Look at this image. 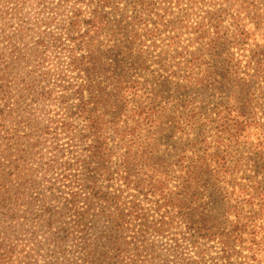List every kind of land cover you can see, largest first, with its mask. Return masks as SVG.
Wrapping results in <instances>:
<instances>
[{
  "label": "trees",
  "instance_id": "trees-1",
  "mask_svg": "<svg viewBox=\"0 0 264 264\" xmlns=\"http://www.w3.org/2000/svg\"><path fill=\"white\" fill-rule=\"evenodd\" d=\"M7 2L17 3L20 11L26 4L41 7V0ZM58 9L60 15L64 9L69 11L63 43L59 37L50 47L39 33L33 44L39 51L27 50L35 27L21 24L10 31L12 27L2 25L0 45L7 56L0 52V66L7 59L16 71L23 69L17 85L24 96L10 95L6 80L9 68L3 67L0 182L6 185H0V210L9 226L0 228L1 236L19 235L21 229L13 226L19 219L18 204L23 189L33 183L32 174L18 185L10 178L23 170L20 163L40 153L45 142L51 141L56 155L65 152L73 160L62 164L51 160L44 168L46 179L54 166L63 168L53 180L62 188H71L67 195L53 183L48 188L51 198L60 201L57 211L42 202L39 217H48L39 219L44 221V234L52 235L42 245L55 248L58 255L46 264H74L63 248L75 235L80 237L84 264H136L135 258L145 252L131 250L132 242L126 240L132 220L140 221L132 228L138 227L142 244L147 235L153 237L152 250L155 239H164L166 252L174 253L179 247L174 232L182 228L181 238L189 241L197 256L183 259L185 264L204 262L206 249L199 247L209 244L216 248L209 264H264V192L254 177L236 182L239 171L228 166L227 147L239 148L254 138L256 158L264 156V0H63ZM54 20L44 19L40 25L49 28ZM246 20L252 29L247 28ZM169 28L178 35L169 39L168 50L161 57L166 62L160 68L166 70L168 63H176L183 72V85L177 91L197 90L205 98L200 99V108H194V99L185 101L180 106L182 113L170 119L167 137L179 131L195 136L176 150L170 161L160 156L167 117L163 110H157L156 96L146 95L148 80L136 79L149 73L148 50ZM181 35L189 38L185 47L180 46ZM193 46L196 48L189 51ZM52 48L56 60L64 57L71 81L55 83L65 92L58 99L66 114L58 118L49 116L48 111L43 114L48 124L43 125L38 117L26 118L31 115L22 114V107L27 100L40 108L58 100L54 91L44 87V83L50 84L51 71L44 66ZM67 76L61 72L62 78ZM216 80L217 87H211L215 85L210 82ZM213 88L215 100L207 94V89ZM209 127L214 133L210 141L205 136ZM26 128L33 133L18 134ZM62 141L65 143L60 145ZM110 144L117 145L114 149L120 152L115 164ZM259 165L254 175L264 171V165ZM67 172L78 173L80 178ZM36 184L43 186L42 182ZM57 193L63 197L56 198ZM136 197L151 205L148 212L142 213ZM245 209H249L247 214ZM65 219L69 224L54 232ZM31 236L35 239L37 234ZM137 236L132 237L133 243ZM11 254L12 248L1 238L0 264H10Z\"/></svg>",
  "mask_w": 264,
  "mask_h": 264
},
{
  "label": "rangeland",
  "instance_id": "rangeland-1",
  "mask_svg": "<svg viewBox=\"0 0 264 264\" xmlns=\"http://www.w3.org/2000/svg\"><path fill=\"white\" fill-rule=\"evenodd\" d=\"M8 0H0V38H1V32L3 31L2 25H9L10 28L9 30L13 29H19V26L22 24L24 28H30V27H35V31L32 33V35L29 34L28 39L29 40V48L27 50H32L36 49L39 51L40 49L33 44L35 43L37 36H39V33H42L43 36H45V40L47 44L52 47L54 44V40L57 38L61 37V43H63V27L66 22V16L68 14V10L64 9L63 15L58 14L60 11L58 9V5H61V1L63 0H41V7H27V4L22 8V11L18 9L16 6L17 3H8ZM256 1V0H253ZM40 2V0H38ZM57 9L54 11V9ZM4 12L3 15H1V12ZM176 12V10H174ZM158 13H161L159 11ZM60 15V16H56ZM175 16L171 17L174 18ZM117 18V16H116ZM44 19H55L54 22L51 24L49 28L44 27L45 25L41 26V22ZM169 20V21H170ZM39 21V22H38ZM245 24L247 28L252 29V25L248 20L245 21ZM38 25V26H35ZM41 26V27H40ZM40 27V28H39ZM45 29V32L44 30ZM168 32L162 34L158 40L155 41L156 46L153 47L152 49H149L148 54V59L146 61V66H148L149 73H141L136 77V79L140 81L148 80L149 86L147 87V91L145 92L147 96H156V101L157 104L159 105L157 107V110H163L165 116L167 117L166 119V133L163 134V142L161 146V153L160 156H162L165 160L170 161L169 157L174 156L176 150H180V148L187 144L190 140H193L195 136L193 134L187 135L186 131L184 132H177L171 137H167L169 135L168 129L171 126L172 119L174 116H179L183 109L180 108V106L185 102L189 101L190 99H194V108L202 107L200 103V99H205L204 96H200L202 93H199V91H177V88L179 85H183L182 77H183V72L175 65L176 63L170 62L167 64V69L163 70L160 68L162 65L165 64L166 61H161L162 54L168 50L166 47L169 43V39L172 38L173 36L178 35L177 31H174L172 28L167 29ZM181 47H185L188 45V36L186 35H181ZM149 45V43H146ZM196 48V46L190 47L189 51H193ZM54 48H52L48 53L49 59L48 65L44 66L45 69H49L51 71L50 73V84L47 85L44 83L45 90H52L54 91V96L55 98H61L65 92H62V90L59 87V85H55V83H65L69 80L70 73L67 71L65 64L62 62L64 60V55L63 52L60 53V57H63L59 61L54 58ZM59 53V50H56ZM0 52L2 55L7 56L5 53V49H3L2 45H0ZM60 62L61 66L57 63ZM176 62V61H175ZM8 66L9 70L6 73L7 77V83H8V91L10 95L14 96H24V94L19 93V89L21 86L17 85V83H20V78L23 75V69L21 67L16 69L13 67V65H10V62L6 59L2 65L0 66V71H2L3 67ZM30 65L27 67L29 68ZM32 70L35 68V62L33 63L32 67H30ZM61 72H65L67 78H62L61 77ZM20 74V75H19ZM251 76L252 73H249ZM35 80L38 81L39 78L35 77ZM63 80V81H61ZM247 80H250L247 77ZM219 80H216L215 82H210L214 84L215 86L211 87H217V82ZM42 87V85H40ZM227 88V87H226ZM215 90L213 88L212 90L207 89V94H211L213 100L216 98V94L213 93L212 91ZM152 92V93H150ZM224 93V94H223ZM223 93H221V96H225V90H223ZM68 96V95H67ZM25 98V97H24ZM58 100H53L50 102V104H43L42 108L36 106V104H30V101H26V106L22 107V114L25 115H31V116H25L26 118H32L40 121L43 123V125L48 124L46 121L45 116L43 115L49 111V116H54L58 115V118L62 116V114H66L67 109H63L60 106V101ZM72 103V102H71ZM28 105V106H27ZM205 106V105H203ZM63 107V106H62ZM212 107V105H208V108ZM259 110L255 112L256 118L260 117ZM36 115V116H34ZM203 124L202 122H200ZM76 125V123H74ZM78 125L80 122L78 121ZM76 125V126H78ZM24 126V125H22ZM34 130H29L25 129L23 131L22 129H19L18 134L23 136L24 134L30 135L33 133ZM33 136V135H32ZM31 136V137H32ZM208 138V141L214 137V133L211 127L207 128L206 135ZM30 137V138H31ZM63 140V139H62ZM65 141H62L60 145L64 144ZM51 141H46L45 145L43 147V150L37 154L29 156L27 161L20 163V166L23 170L20 171V173L17 175L16 178L11 177V180H14L15 182L13 185H18L19 182L22 180H28L29 174H32L30 177L33 180L32 184H28L23 190H24V196L22 198V201L20 202L19 207L17 209V213L19 216V219L15 221V224L13 225L15 229H21L19 235L9 237L5 239L3 236H1L2 231L0 230V239H4L5 243L9 245L12 248V254L10 258V264H46V262L50 261L51 259H55L58 257L57 253L55 252V248L51 246H44L42 245L46 239V237H51L52 235H45L43 231V225L44 221L39 219V213L42 212V202H45L47 207L52 208V210L57 211L60 209V201L59 200H53L50 195L51 191L48 190L50 188V185L52 183L55 185V187L61 186V183L55 182L53 180L56 178L57 174L62 173L63 168L61 167H56L52 170H50L48 173V178L46 179L44 177V168L47 163H49L51 160H56L58 164H62L65 162H70L73 160L71 154L69 155L68 153L63 155H56L51 148ZM76 146L77 144H73ZM256 145V139L250 138L246 144H242L239 148L238 147H232V146H227L228 147V161H229V167L233 170L234 167L235 169L237 168L238 174L235 176L236 182L241 183L244 182L242 179L246 177H254L256 181L259 182L260 187L262 188L264 192V178L262 175L264 174V171H259L256 175H254L255 168L257 167L258 163L260 164L258 167L261 165H264V156L259 160L255 156V151L254 147ZM112 147V153L114 154V158L112 159V164L117 162V157L119 156V150L114 149L117 147V145L114 147L113 144H110ZM39 153V154H38ZM168 156V157H167ZM15 160V157H14ZM234 161H236V165H234ZM6 165V161L4 162ZM39 164V165H38ZM9 166V165H8ZM233 166V167H232ZM10 170V169H9ZM264 170V169H263ZM7 173L8 170L5 169ZM66 174H69L71 176H75L77 179L80 178L78 173L75 172H67ZM41 179V180H40ZM44 179H46L45 182ZM50 179V180H49ZM37 182H42V185H37ZM249 183V181L247 180ZM57 183V184H56ZM0 185L4 186L6 185V182H0ZM68 185L60 187L61 192L67 195L66 193L71 189L67 187ZM17 189H20L19 187ZM22 190V189H21ZM56 198H61L63 197V194L57 193ZM207 201L209 202V198ZM136 200L139 208L141 209L142 213L148 212L150 209L149 204H147L145 201H143L142 197H136ZM211 202V201H210ZM11 209V206H9ZM249 209H245L244 212L247 214ZM3 213L0 210V228L6 229L9 224L6 223L5 219L3 218ZM48 217V215L43 216ZM140 221H135L132 220L131 226H130V232L126 233L127 236V241L132 242L129 247L131 250H136L137 248L141 251H144L145 254H142L141 257L135 258L136 264H185V261L183 259H196V250L189 244V241H186L181 238L180 232L182 231L181 229H177L176 233L177 234V242L179 243V247L177 249H174L175 252L172 253L171 251L166 252V248H168L165 245V240L164 239H155L154 244V250L151 249V243L153 242V237L147 235L145 239L147 238V242L144 244L141 243V237L137 236V229H133V226H137ZM67 224H69V220L65 219L62 221L61 224L58 225L57 229L54 231H58L59 229H64ZM100 226V225H99ZM99 229L101 228L98 227ZM32 233H36L37 236L35 239L32 238ZM55 234V233H54ZM53 234V235H54ZM9 235V234H7ZM137 236V241L133 243L132 237ZM79 236H73L70 240L65 241V248H63L64 254L66 255L67 259L71 260L74 264H84L82 262V255L83 253L81 252L79 248ZM149 239V240H148ZM173 241L171 240V243ZM141 243V244H140ZM169 242V244H171ZM203 243V242H202ZM164 247V248H163ZM172 248V247H170ZM173 249V248H172ZM200 250L206 249L204 262L206 264H209L210 259H212L216 255V248L212 244L209 245H203L199 247ZM152 251V252H151ZM178 251V252H177ZM156 252V253H155ZM132 258L130 256L128 259ZM166 261L167 263H165ZM204 262H201L200 264H204ZM244 261H239V263H243Z\"/></svg>",
  "mask_w": 264,
  "mask_h": 264
}]
</instances>
